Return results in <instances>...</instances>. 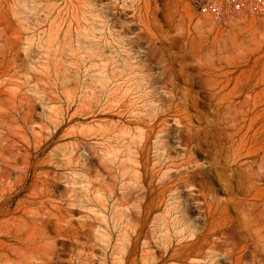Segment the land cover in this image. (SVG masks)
<instances>
[{"label": "rangeland", "instance_id": "374dc122", "mask_svg": "<svg viewBox=\"0 0 264 264\" xmlns=\"http://www.w3.org/2000/svg\"><path fill=\"white\" fill-rule=\"evenodd\" d=\"M154 43L175 69L191 62L190 75L232 60L220 95L247 98L250 135L264 153V13L210 24L186 0H0V264H264V211L257 227L248 219L244 242L238 211L208 224L192 200L204 184L219 201L241 197L234 181L224 187L240 135L214 107H200L210 120L191 121L201 137L189 163L203 175L189 171L194 189L181 185L179 199L168 189L185 158L176 140L158 144L157 131L174 121L163 113ZM205 79L178 84L204 101Z\"/></svg>", "mask_w": 264, "mask_h": 264}, {"label": "bare ground", "instance_id": "6f19581e", "mask_svg": "<svg viewBox=\"0 0 264 264\" xmlns=\"http://www.w3.org/2000/svg\"><path fill=\"white\" fill-rule=\"evenodd\" d=\"M163 45L161 43L160 44L154 43L153 45H148L149 52H153V53L158 52L160 54L159 55L160 56L159 57V63H160V66L162 68L161 84L163 85L164 88H167V91L163 95V100H164L165 106H166L163 110V113L170 115V117H172L173 121H174L173 127L170 125L162 126L157 131L158 134H161V135L157 136L158 144H161V145H163L164 143L170 144V143H172L173 140L174 141L176 140L175 141L176 142V149H180V151L183 153V156L185 158L183 163L181 162L182 166L184 167V171L178 170V172H177V170H176L175 173H177V174L175 176L176 177L175 182H174V184L168 186V189H175L174 196L176 199H179L180 193H181L179 191V190H181V189H179V187L181 185L186 188V187H189L191 185L193 186L195 184L193 182V180L191 178H189V171H191V173L194 172V175L198 176V177L203 175L204 169L197 167V165L194 167L193 166L190 167V163H189V158L192 155V150L194 147V146L192 147V145L195 143L197 144L198 137H201V136H199V133L197 132L198 130L195 131V129L192 128L191 121L193 119H195L197 121H199V120L201 121L203 118H204L203 120H205V118L206 119L208 118V113L207 112H206L207 114L203 113L200 110V107H202V106L203 107H205V106L214 107V110H213V108L211 110L215 111V113H212V114H214L217 117V120H219L222 123L225 121L227 126L228 125L230 126L228 129H230V128L232 130L235 128L237 129V133H235L234 135H232L230 133L232 135V137L235 136L236 134L240 135L238 137L239 141L236 142L237 144H236L235 149H232V147L235 143L231 142L230 148H229V149H231L230 154L227 152L229 154L228 156H230V162L228 163L226 161L228 159H226L225 161H226V164H229L228 173L230 172V177H229L230 179L228 180L226 185H224V184L223 185H224L225 189L232 191V182L234 181L235 184H233V186H235V189H236V191L239 192V194L241 193V197H235L236 196L235 195L234 197H232L228 200L219 201L216 198H213L214 196L212 197L209 194L210 193L209 188L204 187V186H207L206 184H204L203 187H200L201 190L197 189L199 197L197 196L196 198L192 199V200H194V202L196 201L197 206L196 205H194V206H196V208L198 209L199 217L203 220L204 223L209 224L211 222V220L213 219V217L216 215H220V213H223V214L226 213L228 215V210L231 212H233L235 210L236 213H237V211L240 213V215L243 219L242 221H245V223L243 222V224H244L243 228L244 227L246 228V226L249 224L248 219H250V218L252 220H255V226L257 227L258 226L257 224L260 223V220H259L260 214L263 213V211H264V153L262 152L261 148L257 145V143L254 141L255 134L250 135V131L252 129L253 122L252 123L249 122V119H248L249 111L247 110V105H248L247 98L242 96V94H238L237 99H240V101H238L237 104H235L234 103L235 99L232 97H231L232 99L229 98L228 93L220 95L226 89L228 83L230 82V80L228 79V76H229V74H231V71L229 69H230V67H232V64H233L231 62L232 60L229 61V59H228L227 62H223L224 63L223 64L221 59H218L217 63H211L207 66H201L203 64L202 63L197 68L194 67L196 74L190 75L191 73L190 74L186 73L185 69L190 68L192 63L186 62L185 60L180 61L178 64L176 63L178 68L175 69L173 66V63H170V53H168L167 48ZM225 49H227V48H225ZM145 56L147 57V54ZM195 63H196V61H195ZM191 70H193V68H191ZM202 76L207 77V79L203 80L204 81L203 83H204V86L209 90V92L206 93L207 94L206 97H204V101H203V98L201 96V93L200 94L199 93H191L190 92L191 90L190 91H188V89L183 90L179 87L178 82L180 80H182L183 83L185 82L188 85H192L194 83V78H196V77L201 78ZM206 109H208V108H206ZM209 110H210V108H209ZM154 112H155V110H154ZM210 116H213V115H210ZM208 120H210V119L208 118ZM163 122H166V120H164ZM208 123H210V122H208ZM238 123H239V125H238ZM205 132L206 131H204V133L203 132L202 133L205 134ZM206 133H208V132H206ZM232 133H233V131H232ZM183 136H184V138H183ZM169 137L172 138L173 140H170ZM225 137H226V141H227L229 138L227 139L226 134H225ZM199 142H200V139H199ZM202 142H204V141H202ZM251 143H252V145H250ZM198 145H199V143H198ZM221 151L222 150H220L219 152H221ZM228 156L226 158H229ZM243 159H245V161L242 162ZM179 166H180V164H179ZM179 166H176V169H177V167L179 168ZM182 166H180V167H182ZM214 167L216 168L215 164H214ZM191 169H194V171H192ZM222 169H223V167H222ZM226 170H228V169H226ZM225 172H227V171H225ZM219 175H220V173H219ZM195 176H193V177H195ZM221 176H219V177H221ZM165 177H166V181L161 182L164 185L167 183H170L168 181V180H170L169 174H165ZM201 184H203V183H201ZM224 187H223V189H224ZM252 193H254V194L252 195ZM186 202L187 201L180 200V201H178V204H177L178 211L180 212L181 218H183V221H185L184 223H186V221L189 222L191 220L190 217L187 216L188 206L186 205ZM156 207H158L157 204H156ZM197 217H198V215H197ZM238 220H239V218H238ZM192 223H195V222L192 221ZM42 224H43V222H42ZM204 225H206V224H204ZM4 227H5V224H4ZM8 228H9V226H8ZM245 228H244V230H245ZM2 229H4V228L1 227V231H2ZM215 232H216L215 230H212V231L207 230L206 236L214 235V234H216ZM235 232H236V230H235ZM237 233H238V231H237ZM190 234L192 236L196 235L195 231H191ZM220 234H223V233H220ZM244 234H245L244 236L239 234L242 237H240L238 235L239 239H243L242 241H244V242H246L247 240H250L253 236V233L248 226H247L246 231H244ZM257 241H259V242L262 241V250H264V236H257ZM235 246H237L236 243H235ZM21 247H23V246H21ZM12 248H14V246ZM242 249H244V247H242ZM20 250H21V248H18V247L16 250L14 249V253L16 254V255H14L15 258L18 257V255H19L18 253ZM12 251H13V249H12ZM254 251H256V248L253 250V252ZM46 253L48 254L49 251H45V252L43 251L44 255ZM20 255H21V257H25V255H27V254H25V255L23 254L24 256H22V254H20ZM27 256H29V255H27ZM28 258H29L28 262H30L29 261L30 257H28ZM44 261H45V259L42 258V262H44ZM3 262L4 261H2V263ZM47 262L48 261H45L43 264H47ZM263 262H264V256L262 259V263ZM5 263H7V262H5ZM25 264H27V263H25ZM35 264H37V263H35Z\"/></svg>", "mask_w": 264, "mask_h": 264}, {"label": "built area", "instance_id": "2783aa9c", "mask_svg": "<svg viewBox=\"0 0 264 264\" xmlns=\"http://www.w3.org/2000/svg\"><path fill=\"white\" fill-rule=\"evenodd\" d=\"M201 18L220 24L235 16H259L264 13V0H186Z\"/></svg>", "mask_w": 264, "mask_h": 264}]
</instances>
